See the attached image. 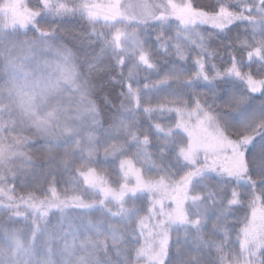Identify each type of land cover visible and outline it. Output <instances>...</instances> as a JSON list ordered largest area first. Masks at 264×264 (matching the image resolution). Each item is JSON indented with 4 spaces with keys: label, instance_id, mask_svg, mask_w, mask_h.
Here are the masks:
<instances>
[{
    "label": "snow or ice",
    "instance_id": "snow-or-ice-1",
    "mask_svg": "<svg viewBox=\"0 0 264 264\" xmlns=\"http://www.w3.org/2000/svg\"><path fill=\"white\" fill-rule=\"evenodd\" d=\"M0 264H264V0H0Z\"/></svg>",
    "mask_w": 264,
    "mask_h": 264
}]
</instances>
